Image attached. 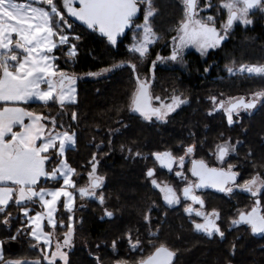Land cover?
I'll list each match as a JSON object with an SVG mask.
<instances>
[{"label":"snow or ice","instance_id":"snow-or-ice-1","mask_svg":"<svg viewBox=\"0 0 264 264\" xmlns=\"http://www.w3.org/2000/svg\"><path fill=\"white\" fill-rule=\"evenodd\" d=\"M36 2L39 6L0 0V225L7 230L6 237L0 238V264H74V218L78 211L74 193L78 192L81 199H96L101 206L106 204L105 176L98 172L101 164L98 153H92L81 166L86 171L87 182L80 187L74 179L80 173L71 166L66 155V149L69 146L74 148L79 137L78 113L67 111L79 103L78 77L64 70L60 63L61 60L68 65L77 62L83 33L78 31L79 25L74 22L99 33L108 48H119L121 37L130 41L123 52L130 63H113L112 67L99 72L90 71L86 75L102 77L126 66L134 85L126 100L127 111L137 114L130 119L167 123L188 100L175 89L167 98L154 94L153 82L157 79L159 66L178 64L187 67L185 49L188 48H194L201 56L221 48L233 34L234 27L242 25L247 29L254 26L257 14L264 19V0H175L181 15L168 28L171 36L163 45L169 50L168 55L153 51L163 39L154 28V21L160 15L154 0ZM209 9L211 14H208ZM127 30H131V37ZM153 55L155 58L151 59ZM146 61L150 63L145 68L146 75H142L140 68ZM210 67H204L203 72L208 73ZM224 70L230 75L246 73L248 77L264 80V63L233 60L225 65ZM207 99L211 104L207 115L223 112L227 126L231 127L237 123L234 117L239 118L241 112L251 113L258 105L264 106V88L252 91L250 95L227 98H223V94L210 95ZM33 101L43 106H58L59 111L54 116L31 111L29 107ZM118 123L122 128L129 127L123 121ZM119 131L120 128L109 131L107 146L110 151L106 155L114 150L110 137ZM220 136L222 142L209 153L212 163L194 158L202 148V144L196 142L187 146L181 143L177 151L183 154L178 156L172 151L145 154L123 144L120 151H127L126 158L134 160H147L150 155L161 168L174 173L176 180L183 184L181 189L162 185L155 168H147L144 176L163 194L166 206L181 205L182 201L200 205L194 209L188 204L183 209L195 232L208 238L218 237L220 241L227 239L218 223L222 222L221 212L201 210L205 201L197 191L214 189L229 197L239 192L248 193L252 203L243 210L235 206L229 229L246 225L251 234L264 236V165L252 161L253 172L245 179L242 166L229 160L231 154L238 153L243 141L233 142L223 133ZM102 144H97L96 148L102 150ZM247 155L251 158L254 154L249 151ZM59 178H62V184L58 187L45 186L44 182ZM37 204L39 210L30 207ZM61 204L63 213L67 214L66 220L63 214L57 217ZM157 207L151 205L143 216L146 236L142 239L139 229L135 236L128 231L111 241L113 252L121 243H126L130 253H140L134 264H174L176 252L166 242H154L159 239V230L153 231L150 214ZM14 208L16 215L13 214ZM193 213L202 222H197ZM104 216L111 218L114 213L105 208ZM13 221H19L20 225L15 232L11 231ZM45 221L50 231H46ZM58 226L62 234L57 231ZM13 242L20 244V251L9 253L7 245ZM96 247L99 250L101 245ZM235 247L234 242L231 255H235ZM148 249H151L149 254L143 255ZM88 254L93 264H102L101 256L92 251ZM116 264L124 262L117 260Z\"/></svg>","mask_w":264,"mask_h":264},{"label":"trees","instance_id":"trees-1","mask_svg":"<svg viewBox=\"0 0 264 264\" xmlns=\"http://www.w3.org/2000/svg\"><path fill=\"white\" fill-rule=\"evenodd\" d=\"M154 4L160 13L154 21V28L163 39L154 46L153 51L168 55L169 50L163 47L171 36L168 28L180 17L181 12L175 6V0H154ZM211 12L210 9V14ZM81 30L83 39L80 42L77 62L71 65L64 64L63 60L60 62L64 70L75 73L78 77L79 103L70 106L67 111L78 113L79 137L76 146L68 148L66 155L70 158L71 166L80 173L74 177L80 187L87 182L86 171L81 166L91 158L92 153H98L101 158L98 172L105 176L103 191L106 204L101 206L93 198L81 199L76 192L75 207L78 211L74 218V264H93L89 251L101 256L102 264H116L117 260L124 264H134L140 258V253H130L126 243H121L118 250L113 252L111 241L124 236L128 231L135 236L137 229L143 239L146 236L143 216L153 204L158 207L150 214L153 220L152 229L154 232L159 230V239L154 242H166L176 252L174 264H264V236H254L246 225L229 229L235 206L243 210L252 203L249 194L239 192L228 197L224 193H200L205 201V211L216 209L221 212L222 222L218 223L227 235L225 241H220L218 237L208 238L205 234L194 231L188 214L183 210L186 201L175 207L166 206L160 190L153 188L144 176L147 168H155L159 182H169L172 187L181 189L183 184L176 180L173 172L161 168L150 155L147 160H134L126 158L127 151H120L123 144L132 146L134 150L138 148L145 154L172 151L178 156L183 154L177 151L181 143L187 146L196 142L198 145L202 144V148L194 154V158L212 163L209 153L214 151L216 144L222 142L220 134L223 133L224 137L231 138L233 142L243 141L242 146L238 147V153L231 154L229 160L242 166L245 179L253 172L252 161L257 165H264V106L258 105L251 113L245 112L231 127L227 126L223 112L207 115L211 109L207 99L210 95L223 94V98H227L250 95L252 91L264 88V80L259 77L230 75L224 70L225 65L233 60L264 63V19L258 20L253 28H237L221 48L211 51L207 56L188 54L186 71L159 66L157 79L153 82L154 94L167 98L175 89L188 100L187 105L171 116L167 123L130 119L137 114L127 111L126 100L134 85L129 79L130 70L126 66L100 79H80L90 71L99 72L105 67H112L113 63L124 61L126 65L131 62L123 55L129 40L123 38L119 48H108L99 33L79 25L78 31ZM154 58L153 55L151 59ZM149 63L150 61H146L141 65L142 75H146L145 68ZM209 66L210 71L205 74L203 69ZM29 110L54 116L59 108L54 105L31 104ZM118 121H123L129 127L122 128ZM116 128H120V131L110 137L114 150L106 155L110 151L107 146L109 131ZM101 142L102 150L96 148ZM249 151L254 154L251 158L247 155ZM44 183L48 187L62 184L61 181ZM30 207L39 210L38 204ZM105 208L112 211L114 216H104ZM16 212L14 208L13 214L16 215ZM61 214L66 220L67 214L63 213L62 204L58 207L57 217ZM193 218L199 222L197 217ZM19 226V221H13L11 231L15 232ZM57 231L62 234L59 226ZM6 235L7 230L0 225V238ZM237 237L240 239L237 240ZM234 242L235 255H231ZM98 244L101 245L99 250L96 247ZM7 251L19 252L20 244H8ZM149 251L151 249L144 251L143 255L147 256Z\"/></svg>","mask_w":264,"mask_h":264},{"label":"rangeland","instance_id":"rangeland-1","mask_svg":"<svg viewBox=\"0 0 264 264\" xmlns=\"http://www.w3.org/2000/svg\"><path fill=\"white\" fill-rule=\"evenodd\" d=\"M208 14H210V9L208 10ZM255 19H256V22H257L258 20H261L260 17H259V14H257V16L255 17ZM255 24H256V23H255ZM254 26H255V25H254ZM254 26H249L248 28H253ZM237 28L246 29L244 26L240 25V26H236V27H234L233 32H234ZM248 28H247V29H248ZM216 50H217V49H216ZM211 51H213V50H210V52H211ZM190 53H197V52H196V50H195L194 48H188V49H185V57H187V55L190 54ZM197 54H199V53H197ZM199 55H200V54H199ZM186 64H187V61H186ZM160 67H163V68H171V69L179 68V69H181V70L186 71L187 68H188V65H187V67H183V66L178 65V64H167V65H163V64H162V65H160ZM115 70H117V69H114L112 73H110V74H106V75H104V76H102V77H107V76L113 74V73L115 72ZM243 74H246V73H243ZM243 74H241V73H236L235 75H243ZM246 75H247V74H246ZM102 77H88L87 75H83V76L80 77V79H82V80H96V79H100V78H102ZM157 103H158V102H157ZM186 105H187V103L184 104V105H182L180 109H182V108H183L184 106H186ZM180 109H178L177 112H178ZM177 112H175V113H177ZM175 113H173L171 116H173ZM243 114H246V113H245V112H241L240 117H241ZM240 117H239V118L234 117V119H236V120L238 121V120L240 119ZM154 122H159V121H154ZM159 123H161V122H159ZM175 167H176V165L174 166V168H175ZM160 183H161L162 185L167 184V185H169V186H172L169 182H160ZM173 188H174V186H173ZM175 189H176V188H175ZM74 194H76V192H75ZM161 194H162V193H161ZM162 196H163V194H162ZM228 197H229V196H228ZM181 204H183V201H182ZM188 204H191V202L186 201L185 206L188 205ZM176 206H178V205H176ZM174 207H175V206H174ZM195 208H198V207H195ZM45 225H46V231H48L47 222L45 223Z\"/></svg>","mask_w":264,"mask_h":264},{"label":"crops","instance_id":"crops-1","mask_svg":"<svg viewBox=\"0 0 264 264\" xmlns=\"http://www.w3.org/2000/svg\"><path fill=\"white\" fill-rule=\"evenodd\" d=\"M17 3H32L33 6H39L38 3L36 2V0H25V1H18L16 0ZM76 88H77V96H78V84H76ZM31 104H40L39 102L33 101ZM72 146H69L68 148H71ZM67 148V149H68ZM66 149V151H67ZM62 182V178H59L57 181H48V182ZM63 199V198H62ZM46 223V221H45Z\"/></svg>","mask_w":264,"mask_h":264},{"label":"water","instance_id":"water-1","mask_svg":"<svg viewBox=\"0 0 264 264\" xmlns=\"http://www.w3.org/2000/svg\"><path fill=\"white\" fill-rule=\"evenodd\" d=\"M75 23H77V24H79V25H82V24H80V22H78V21H75ZM83 26L86 27V25H83ZM127 31H128V33H130L131 30H127ZM121 39H123V37H121L120 40H121ZM165 169H166V168H165ZM206 191H213V192L219 193V192L215 191L214 189H203V190H198L197 192H206ZM78 194H79V193H78ZM219 194H223V193H219ZM193 214H194V213H193ZM254 236H256V237H261V235H254Z\"/></svg>","mask_w":264,"mask_h":264},{"label":"flooded vegetation","instance_id":"flooded-vegetation-1","mask_svg":"<svg viewBox=\"0 0 264 264\" xmlns=\"http://www.w3.org/2000/svg\"><path fill=\"white\" fill-rule=\"evenodd\" d=\"M206 192H213V191H206ZM200 193H205V192H197L198 195H200ZM247 194H248V193H247ZM188 202H191V201H188ZM191 204H192V202H191ZM204 206H205V205H204ZM192 207H193L194 209H198V208H200V205H198V204H192ZM195 207H198V208H195ZM201 210H202V211H205L204 208L201 209ZM193 216H194V214H193ZM197 218L199 219V222H202L200 217H197Z\"/></svg>","mask_w":264,"mask_h":264}]
</instances>
